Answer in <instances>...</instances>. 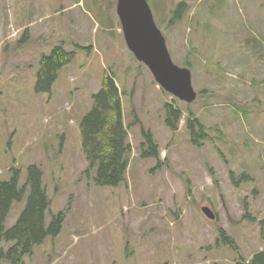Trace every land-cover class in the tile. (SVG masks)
I'll list each match as a JSON object with an SVG mask.
<instances>
[{"label":"rangeland","instance_id":"obj_1","mask_svg":"<svg viewBox=\"0 0 264 264\" xmlns=\"http://www.w3.org/2000/svg\"><path fill=\"white\" fill-rule=\"evenodd\" d=\"M180 1L148 0L173 61L192 71L191 103L165 91L136 59L118 0H0V180L14 166L23 184L28 166L40 164L51 210L66 211L61 234L25 264H236L264 250V0H185L187 13L171 24ZM61 43L76 59L51 93L37 94L41 55ZM106 70L124 91L132 146L119 186L87 177L81 145L79 123ZM174 98L184 111L176 132L164 113ZM190 109L210 135L201 146L186 128ZM137 120L153 132L160 165L141 156ZM231 171L248 178L237 186ZM22 207L14 206L8 227ZM219 227L238 250L222 243Z\"/></svg>","mask_w":264,"mask_h":264},{"label":"trees","instance_id":"obj_2","mask_svg":"<svg viewBox=\"0 0 264 264\" xmlns=\"http://www.w3.org/2000/svg\"><path fill=\"white\" fill-rule=\"evenodd\" d=\"M188 9L187 1H180L173 10L171 24L183 19ZM30 34L27 29L21 41L30 42ZM75 45L89 49L80 44ZM76 56L77 52L67 49L65 43L53 46L49 53H43L37 70L35 92L51 93L60 71L71 64ZM123 96L124 91L115 75L106 70L99 90L92 94L91 108L79 123L81 145L88 162L85 173L99 186H119L127 179L132 146L125 120ZM175 98L164 104L165 123L173 132L179 129L184 117V111ZM138 122L142 126L141 121ZM186 128L195 146H201L210 138L207 126L191 109L188 110ZM142 130L144 141L141 156L154 158L160 165L161 150L153 132L144 126ZM27 171L28 175L23 184L21 169L14 166L10 169V177L0 180V258L8 264H25V259L34 253L37 246L44 244L49 237L54 238L61 234L66 219L65 210L57 213L51 210L52 201L41 165L32 163ZM231 177L238 186L248 175L243 173L237 180L231 171ZM18 203H23V207L15 223L8 227L6 222ZM48 214L51 215L49 222ZM245 216L249 217V214ZM219 232L224 245L238 250L237 241L223 227H219ZM262 237L264 239L263 230ZM236 264H264V250L255 252L249 259L241 257Z\"/></svg>","mask_w":264,"mask_h":264},{"label":"water","instance_id":"obj_3","mask_svg":"<svg viewBox=\"0 0 264 264\" xmlns=\"http://www.w3.org/2000/svg\"><path fill=\"white\" fill-rule=\"evenodd\" d=\"M117 12L127 45L136 59L149 68L165 91L188 103L194 101L198 92L193 86L192 71L173 61L148 0H118ZM202 210L207 217L216 218L210 206H203Z\"/></svg>","mask_w":264,"mask_h":264}]
</instances>
